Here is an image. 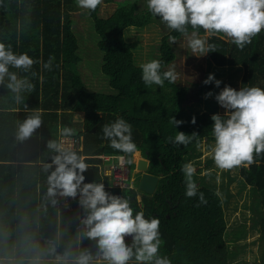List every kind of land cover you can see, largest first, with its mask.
I'll list each match as a JSON object with an SVG mask.
<instances>
[{
    "label": "trees",
    "instance_id": "1",
    "mask_svg": "<svg viewBox=\"0 0 264 264\" xmlns=\"http://www.w3.org/2000/svg\"><path fill=\"white\" fill-rule=\"evenodd\" d=\"M76 4V0H0V43L17 55L27 53L43 62L55 57L52 71L44 70L39 63L29 72L10 68L34 85L33 90L20 93V102L7 88V77L0 84V264H31L35 253L25 249L30 244L47 249L52 243L57 254L69 248L75 255L86 250L92 256L90 264H107L98 256L96 241L84 235L82 220L87 213L79 204V196L70 197V209H64L58 194L48 196V176L55 165L47 171L45 165L58 154L48 144L60 142L65 127L74 132L70 137L77 145L72 149L89 165L85 183H104L106 191L129 199L134 215L142 211L147 219L159 218V254L167 256L172 264H264V155L250 167H240L241 191L249 188L257 218L249 226L241 225L237 232L228 229L226 218L229 186L221 183L222 194H228L223 198L210 179L216 177L215 173H202L199 161V145L214 141L211 116L216 113L188 104L189 88L191 83L198 88L201 101L205 92L214 93L220 86L204 84L206 75L199 82L198 78L183 81L176 76L174 83L165 80L163 87L144 84L134 41L126 33L131 26L142 28L162 22L148 11L147 4L141 8L140 0L119 4L108 15L100 13L101 5L89 10L95 32L94 53H99V58L95 59V54L92 60L86 58L83 44L92 36L91 31L83 33L74 26L71 12ZM194 31L200 36L205 33L189 26L186 34L169 29L162 36L157 59L162 72L175 73L182 51L180 43ZM169 37L176 43H170ZM208 46L214 50L208 56L216 65L244 68L243 87L264 88V30L242 50L223 34L211 35ZM205 101L215 108L214 102ZM75 112L84 113L81 121H75ZM37 113L41 115V127L30 137L19 139L20 125ZM172 116L184 123L175 128L170 123ZM193 116L195 124L191 122ZM117 119L131 124L137 150L150 160L148 170L162 175L154 193L143 191L139 195L136 181L134 187L114 186L103 172L98 154L120 152L110 147L102 128ZM177 132L197 134L188 145L177 146L169 141ZM129 157L132 160L133 155ZM212 162L207 159L205 165ZM187 163L196 169L193 180L198 191L192 198L185 195L181 171ZM229 172L224 175L234 179ZM200 193L207 203L200 202ZM253 228L259 235L252 243L259 247L251 248L253 257L247 258L248 243H234L247 238ZM125 241L131 246V237H125ZM42 264H55L54 255L44 257ZM128 264L137 262L133 257Z\"/></svg>",
    "mask_w": 264,
    "mask_h": 264
},
{
    "label": "clouds",
    "instance_id": "2",
    "mask_svg": "<svg viewBox=\"0 0 264 264\" xmlns=\"http://www.w3.org/2000/svg\"><path fill=\"white\" fill-rule=\"evenodd\" d=\"M102 2L103 0H76L78 7L91 11H95ZM147 9L170 30L186 34L191 26L193 30L203 29L212 36L223 34L241 50L264 30V0H147ZM169 40L172 44L176 43L174 37H169ZM188 47L192 53H200L197 56L214 51L212 46L206 47V41L197 37L195 31L193 38L188 41ZM54 60V56L43 62L27 53L17 55L0 43V84L7 77V88L16 93V100L20 102V93L33 90L34 85L27 78H20L15 71H10V68L29 72L39 63L44 70L52 71ZM140 68L142 80L149 87H163L165 80L169 83L176 81L174 71H161L162 64L159 60L143 63ZM213 82L216 87L222 83L211 73L203 81L206 85ZM211 96L212 92L205 94V98ZM215 99L225 109L223 116L219 113L211 116L215 141L211 151L215 166L228 171L257 163L256 158L264 155V88L253 86L237 90L225 85L215 95ZM191 122L196 123L195 116ZM170 123L176 128L184 121L172 116ZM41 125V115L37 113L20 125L18 138L23 140L30 137ZM102 132L103 137L110 142V147L124 154L118 157L119 163L131 164V159L125 160L126 156L137 153L131 124L124 119H117L103 125ZM196 134L177 132L174 139L170 137L169 141L177 146H186ZM72 135L74 132L71 128L65 127L61 132L62 137ZM48 147L58 153L50 164L45 165V171L55 165V170L48 176V196L56 197L58 194L73 199L79 196V204L87 213L82 220L84 235L96 241L98 256H102L107 264H128L133 257L137 264H172L167 256L159 254L162 243L159 218L147 219L142 211L134 215L129 199L106 191L104 183H85L84 173L89 165L71 145L66 146L63 140L50 141ZM181 171L185 177V195L195 197L198 191L193 180L196 169L187 163L182 166ZM135 181L136 178L134 184ZM199 199L201 203H207L203 193L199 194ZM52 203H56L55 199ZM125 237L132 238L131 246L126 243ZM80 238L78 234V240ZM29 250L35 253L31 264H42L43 258L48 255H54L55 264H90L92 260L91 254L86 250L75 255L69 248L62 255L57 254L55 243L47 249L30 244L25 251Z\"/></svg>",
    "mask_w": 264,
    "mask_h": 264
},
{
    "label": "rangeland",
    "instance_id": "3",
    "mask_svg": "<svg viewBox=\"0 0 264 264\" xmlns=\"http://www.w3.org/2000/svg\"><path fill=\"white\" fill-rule=\"evenodd\" d=\"M130 0H103L101 4V10L100 13L102 15H108L115 11V8L122 3L128 2ZM147 4V0H140V6L143 8ZM72 17L74 18V26L82 30L83 33H86L87 31H91V36L89 40L85 41L83 44L87 51H84L85 57L92 60V58L95 56V59L99 58V53H94L96 50L94 49L95 42L93 40V34L95 33L92 29L91 25V19L89 16V10L88 9H82L77 6V4L73 7V10L71 12ZM169 28L160 22H152L147 24L144 27H137V26H131L130 29L127 31L126 36L129 40L134 41V48L135 53L137 57V61L140 64L149 62L151 60H157L159 57V43L162 38V36L167 33ZM197 37L204 39L206 41V47L208 43V38L211 37V35L204 33L203 35H196ZM193 38V35L188 36V38L183 39L180 43L181 45V56L178 59L177 62V69L175 70L176 76L182 78L183 81L187 79H195L198 78L197 82L201 81L203 77L206 78L208 75L215 74L216 79L223 81L218 88L216 92L213 93V96L205 98V94L208 92H205L203 94V98L209 99L211 104L215 103V108H212V105L209 107L206 103L205 99L200 100V94L198 93V88L195 85H190V83H187L190 85L189 93H188V104H196V106H199L202 110H208L209 113H225V109L221 107L218 102L215 99V95L218 94L225 85H230L233 88H236L239 90L243 87V81L242 76L244 74V68L240 65L238 66H218L215 63L212 62L208 54L203 56H197L200 53L194 54L192 53V50L188 47V41ZM95 82H97V79L95 78ZM93 85V84H91ZM96 85V84H95ZM84 117L83 112H75L74 118L75 121H81ZM67 138V142L65 143L66 146L71 145V147H75L77 145L76 142H74V139L72 137H62ZM215 141L211 142V145L206 144V141H203L202 144L198 147V152H201L202 155L200 156V162L202 165V173L204 172H210L215 173L216 177H211L210 179L214 180L217 184V189L221 192V183L227 184L229 186V191L231 194H229V202L226 205V218L228 221V229L232 231H236L240 229L244 225H250L252 224L254 218H257L256 211H253V198L251 194L249 193V188H245L241 191V187L243 185V181L240 176V167L230 170L229 174L234 175L235 178L230 180L228 175H224L227 171L218 169L214 161L209 164L205 165L206 160L211 159L212 160V147L214 145ZM140 151H137L136 154H134V158H137ZM208 163V162H207ZM192 164H195L193 162ZM130 167V176L131 178H136V182L138 184L139 188V178L141 177V172L136 171L135 165L132 166L129 164ZM104 172V171H103ZM212 182V183H213ZM139 190V195L143 194V191ZM223 198L228 197V194L223 193ZM242 225V226H241ZM259 235V232L257 229H252L249 231V235L247 238H241L237 240L235 244H242L247 242V258H252V249L251 248H258L259 244H253L252 241L255 240V238Z\"/></svg>",
    "mask_w": 264,
    "mask_h": 264
},
{
    "label": "built area",
    "instance_id": "4",
    "mask_svg": "<svg viewBox=\"0 0 264 264\" xmlns=\"http://www.w3.org/2000/svg\"><path fill=\"white\" fill-rule=\"evenodd\" d=\"M124 155L123 153H102L98 154L102 158V168L106 175L110 176L115 186H129L134 187V178L130 176V167L127 162L121 165L118 157ZM127 157L125 160L127 161ZM60 202L63 204L65 209H70L72 204L70 197L59 196Z\"/></svg>",
    "mask_w": 264,
    "mask_h": 264
},
{
    "label": "water",
    "instance_id": "5",
    "mask_svg": "<svg viewBox=\"0 0 264 264\" xmlns=\"http://www.w3.org/2000/svg\"><path fill=\"white\" fill-rule=\"evenodd\" d=\"M150 160L147 157H140L137 162V170H140L141 177L139 178V189L154 193L158 182L161 178L160 174L150 172L149 169Z\"/></svg>",
    "mask_w": 264,
    "mask_h": 264
},
{
    "label": "flooded vegetation",
    "instance_id": "6",
    "mask_svg": "<svg viewBox=\"0 0 264 264\" xmlns=\"http://www.w3.org/2000/svg\"><path fill=\"white\" fill-rule=\"evenodd\" d=\"M137 151H140L138 157H137V158H134V155H133V157H132V161L135 163V167H136V160L139 159L140 157H145V156L143 155V153H142L141 150L138 149ZM127 159H130L129 156L127 157ZM128 165H129V164H128ZM136 171H140V170H137V168H136Z\"/></svg>",
    "mask_w": 264,
    "mask_h": 264
},
{
    "label": "crops",
    "instance_id": "7",
    "mask_svg": "<svg viewBox=\"0 0 264 264\" xmlns=\"http://www.w3.org/2000/svg\"><path fill=\"white\" fill-rule=\"evenodd\" d=\"M63 141H64V143H66L68 140H67V138H63ZM66 145V144H65ZM137 162H138V159L136 160V167H135V169L137 168ZM162 176V175H161Z\"/></svg>",
    "mask_w": 264,
    "mask_h": 264
}]
</instances>
